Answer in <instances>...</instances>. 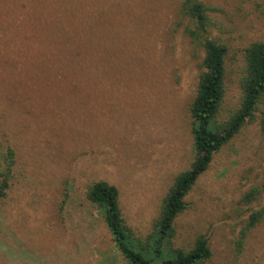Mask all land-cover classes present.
I'll return each mask as SVG.
<instances>
[{
  "label": "rangeland",
  "instance_id": "1",
  "mask_svg": "<svg viewBox=\"0 0 264 264\" xmlns=\"http://www.w3.org/2000/svg\"><path fill=\"white\" fill-rule=\"evenodd\" d=\"M182 1L0 0V173L14 152L0 264H124L85 197L95 180L118 188L136 234L150 231L194 157L189 105L204 50ZM200 1L206 35L227 46L221 122L240 102L243 49L264 40V0ZM263 205L264 100L191 187L175 242L204 233V264H264V222L247 226Z\"/></svg>",
  "mask_w": 264,
  "mask_h": 264
},
{
  "label": "trees",
  "instance_id": "2",
  "mask_svg": "<svg viewBox=\"0 0 264 264\" xmlns=\"http://www.w3.org/2000/svg\"><path fill=\"white\" fill-rule=\"evenodd\" d=\"M208 9L200 0H183L179 6L178 14L187 21L185 31L204 50L195 96L189 105L194 157L187 169L175 175L163 195L150 231L138 235L127 224L119 190L114 184L95 180L85 191L87 201L100 211L124 264H204L211 258L212 251L204 233L198 234L188 247L175 242L176 217L184 210L185 197L207 170L214 154L252 121L264 100V40H255L243 49L244 64L238 79L239 105L228 119L216 120L225 95L227 46L206 35L210 23ZM13 162L14 152L9 148L0 173V200L9 189ZM67 196L64 193L61 207ZM261 222H264V205L250 213L247 226L250 229Z\"/></svg>",
  "mask_w": 264,
  "mask_h": 264
}]
</instances>
